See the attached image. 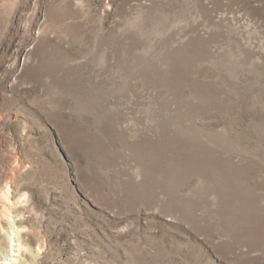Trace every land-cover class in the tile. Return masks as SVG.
<instances>
[{
	"label": "rangeland",
	"instance_id": "1",
	"mask_svg": "<svg viewBox=\"0 0 264 264\" xmlns=\"http://www.w3.org/2000/svg\"><path fill=\"white\" fill-rule=\"evenodd\" d=\"M0 264H264V0H0Z\"/></svg>",
	"mask_w": 264,
	"mask_h": 264
}]
</instances>
